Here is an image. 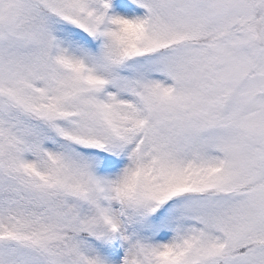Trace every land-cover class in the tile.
Listing matches in <instances>:
<instances>
[{
  "label": "snow or ice",
  "instance_id": "obj_1",
  "mask_svg": "<svg viewBox=\"0 0 264 264\" xmlns=\"http://www.w3.org/2000/svg\"><path fill=\"white\" fill-rule=\"evenodd\" d=\"M0 264H264V0H0Z\"/></svg>",
  "mask_w": 264,
  "mask_h": 264
}]
</instances>
